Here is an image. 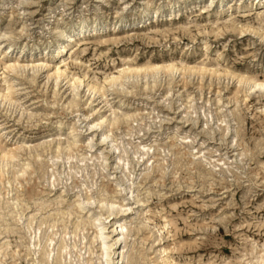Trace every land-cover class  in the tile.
Returning a JSON list of instances; mask_svg holds the SVG:
<instances>
[{"label":"rangeland","instance_id":"1","mask_svg":"<svg viewBox=\"0 0 264 264\" xmlns=\"http://www.w3.org/2000/svg\"><path fill=\"white\" fill-rule=\"evenodd\" d=\"M252 80L264 0H0V264H264Z\"/></svg>","mask_w":264,"mask_h":264},{"label":"bare ground","instance_id":"2","mask_svg":"<svg viewBox=\"0 0 264 264\" xmlns=\"http://www.w3.org/2000/svg\"><path fill=\"white\" fill-rule=\"evenodd\" d=\"M75 29H78V27H75ZM65 34V32H63ZM69 47V44H62L60 51L58 52L59 59L62 58V53L67 50ZM68 53V52H67ZM64 60H62L63 62ZM64 63V62H63ZM66 64H64L65 66ZM14 65H7L6 68L12 69ZM172 69H177L178 67L176 65L169 66ZM66 72V69H62L61 66H56V70L54 71V74L57 78H59L63 73ZM253 83L249 87H264V80L263 81H256L252 80ZM95 89V87H93ZM119 209L117 210V207H115L114 204L110 203L107 205V213L109 216L117 213ZM102 214H100L99 217L96 219V237L99 239V248H100V264H114L115 263V254L117 246L121 243V246H123V238L124 234V219L125 217H118L114 219L113 222H111L110 225H107L103 222L101 219ZM119 256L123 257L124 251L118 252ZM118 256V257H119Z\"/></svg>","mask_w":264,"mask_h":264}]
</instances>
